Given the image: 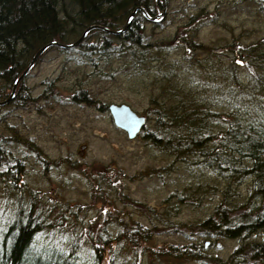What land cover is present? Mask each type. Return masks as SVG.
<instances>
[{
    "label": "trees",
    "instance_id": "trees-1",
    "mask_svg": "<svg viewBox=\"0 0 264 264\" xmlns=\"http://www.w3.org/2000/svg\"><path fill=\"white\" fill-rule=\"evenodd\" d=\"M166 1L170 7L172 0ZM253 1L264 12V0ZM138 6L151 16L167 10L163 0H0V100L10 95L16 80L41 47L52 41L71 44L94 24L122 29ZM167 16L166 11L157 21H151L138 10L122 33L93 28L75 47L79 50L76 61L94 69L107 64L111 55H118L122 60L120 68L130 72L131 84L153 90L149 110L155 112L158 120L152 128L147 119L143 136L158 151L174 158L157 174L167 176L164 173L178 170L175 162H183L188 178H203L195 186L186 184L183 192L172 193L166 212L157 218L166 229L180 227L181 232L201 234L206 241L173 243L163 248L165 253L176 258L204 259L209 257L206 253L215 247V241L241 239L244 243L236 247L231 261L264 264V36L244 46L230 44L229 54L244 65L235 59L223 67L220 63L208 67L201 60L197 66L178 65L170 59L172 41L174 44L178 39L189 40L190 33L198 28L195 26L193 31L186 26L188 29L176 40H153L148 24L155 26ZM193 23L196 19L189 25ZM185 46L191 52L185 56L189 61L193 50L188 44ZM100 71L102 68L96 70ZM117 71L108 75L113 77ZM17 93L9 103L18 105L31 97L23 84H18ZM71 96L75 101L94 102L105 111L114 103L96 99L86 88L77 89ZM18 162H13V166L8 163L10 169L3 170L5 165L0 160V184L9 182L10 191L16 195V199L10 198L5 195V187L0 186L4 191V196L0 194V264H140L137 255L134 263L124 261V252L120 251L127 250V239L139 246L141 241H148L152 228L139 222L127 227L125 221L118 219V223L114 219L118 224L113 233H108L104 228L110 224L109 212L104 213L105 200L100 201L102 207L95 218L103 221L105 230L92 232L91 225L86 232L76 225L69 228L62 220H54L53 210L37 206L34 199L26 202L21 196ZM221 180L226 183L222 200L209 215L191 225L170 220L181 204L188 200L200 203L205 196L216 193ZM247 182V197L242 200L237 188ZM10 203L14 217L6 221L4 213ZM257 234L261 238L251 240Z\"/></svg>",
    "mask_w": 264,
    "mask_h": 264
},
{
    "label": "rangeland",
    "instance_id": "rangeland-1",
    "mask_svg": "<svg viewBox=\"0 0 264 264\" xmlns=\"http://www.w3.org/2000/svg\"><path fill=\"white\" fill-rule=\"evenodd\" d=\"M168 6L166 1L169 16L155 26L151 23L147 26L153 40H176L188 28L193 31L195 26L198 28L190 33L189 40L178 39L174 44L172 41L170 59L178 65L197 66L201 60L208 67L219 63L227 66L229 61H238L235 55L229 54L230 44L244 46L264 36V12L253 0H172ZM201 12H204L202 16ZM194 16L196 24L189 25ZM186 44L192 47V56L197 59L193 56L188 61L185 57L191 53L187 52ZM78 51L51 47L20 83L30 93V99L0 107V143L3 144L0 145V160L5 165L3 170L10 169L8 163L13 166V162L19 161L21 196L26 202L34 199L37 206L53 210L54 220H62L69 228L76 225L84 232L91 225L92 232L99 233L106 228L108 233H113L120 223L118 219L125 221L127 227L139 222L152 228L151 237L141 241L140 246L127 239V250L123 249L120 254L124 252V261L129 263H134L137 255L140 264H235L231 256L236 247L244 243L241 239L225 238L214 242L212 247H215L206 254L219 262L209 257L176 258L165 253L163 248L173 243L206 241L201 234L181 232L180 227L166 229L157 218L159 213L166 212L172 193L183 192L186 184L195 186V182L203 178L194 175L188 178L183 162H175L178 170L164 173L167 176L157 174L158 169L174 158L158 151L144 138V132L130 139L114 125L110 112L97 108L94 102L74 100L71 95L79 88H86L103 102L133 103L135 110L150 119L152 128L158 120L155 112L149 110L153 90L133 86L130 72L120 68L122 60L118 55H111L107 64L98 67L102 71L97 73L98 68L79 65L76 61ZM238 63L244 65L243 61ZM112 70L119 71L111 77L108 72ZM17 94L16 90L14 95ZM218 182L216 193L205 196L200 203L188 200L181 204L170 220L191 225L209 215L222 200L226 183L224 180ZM0 186L5 187V195L16 199L9 182ZM248 187L247 182L237 188L242 200L247 197ZM0 194L4 196L2 189ZM104 200L107 205L104 213L109 212L110 224L103 228V221L95 218L98 208L102 207L100 201ZM170 200L175 203L174 199ZM11 207L10 203L5 210L6 221L14 217ZM257 238H261L259 234L251 240Z\"/></svg>",
    "mask_w": 264,
    "mask_h": 264
},
{
    "label": "water",
    "instance_id": "water-1",
    "mask_svg": "<svg viewBox=\"0 0 264 264\" xmlns=\"http://www.w3.org/2000/svg\"><path fill=\"white\" fill-rule=\"evenodd\" d=\"M163 4L164 6H166V1L163 0ZM138 10H142L145 14V16L151 20V21H155L157 19L158 16H160L161 14H158L156 16H151L148 11L142 7V6H138L133 12L132 14L130 15V18L127 22V24L122 28V29H119V30H113V29H110L108 27H105V26H102V25H99V24H94L92 26H89L85 31L84 33L82 34V36L74 43H71V44H63V43H60L58 41H52V42H49L48 44L44 45L43 47H41L35 54L33 60L30 62L29 66L26 68V70L21 74V76L16 80L15 82V85H14V89L13 91L11 92V95L6 99V100H3V101H0V105L2 104H6L8 102L11 101V99L14 97V94L16 92V86L18 85V83L20 82L21 79H23V77L29 72V70L34 66L36 60L38 59V57L43 53L45 52L49 47L51 46H61V47H75L77 46L81 41L82 39L87 35V33L93 29V28H101V29H105L107 30L108 32H111V33H116V34H119V33H122L123 31H125L128 26L130 25L131 21L133 20V18L135 17L136 13ZM164 13V12H163ZM162 13V14H163ZM109 110H110V113L112 115V118H113V122L114 124L123 129L128 137L130 139H134L135 137L138 136V134L142 131V129L145 127L146 125V122H147V117L143 114H139L130 104L128 103H111L109 105Z\"/></svg>",
    "mask_w": 264,
    "mask_h": 264
},
{
    "label": "bare ground",
    "instance_id": "bare-ground-1",
    "mask_svg": "<svg viewBox=\"0 0 264 264\" xmlns=\"http://www.w3.org/2000/svg\"><path fill=\"white\" fill-rule=\"evenodd\" d=\"M17 88H18V85L16 86V90H17ZM13 89H14V86H13V88H12V91H13Z\"/></svg>",
    "mask_w": 264,
    "mask_h": 264
}]
</instances>
